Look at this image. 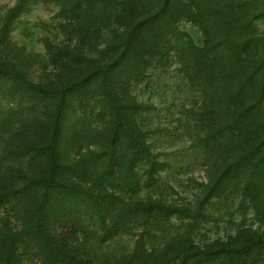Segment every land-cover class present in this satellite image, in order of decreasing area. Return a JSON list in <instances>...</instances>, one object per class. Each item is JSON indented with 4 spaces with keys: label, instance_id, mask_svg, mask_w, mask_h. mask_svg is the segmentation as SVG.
I'll list each match as a JSON object with an SVG mask.
<instances>
[{
    "label": "rangeland",
    "instance_id": "obj_1",
    "mask_svg": "<svg viewBox=\"0 0 264 264\" xmlns=\"http://www.w3.org/2000/svg\"><path fill=\"white\" fill-rule=\"evenodd\" d=\"M138 1L145 12L154 11L161 3ZM18 2L0 0V33L8 21L7 36L0 42V67L14 69L44 88H58L81 79L84 69L66 59L55 64L53 47L68 48L99 65L107 64L108 30L91 41L71 38L63 30L66 22L57 2L27 0L17 8ZM214 2L230 12L228 18L240 40L252 39L257 49L264 51V0ZM111 27L122 30L116 23ZM182 33L197 47L204 46V31L197 23L168 18L142 46L145 50L151 42L158 45L146 54L150 67L145 75L140 81L126 82L127 94L118 93L121 103L143 107L134 116L133 126L156 162L153 177L148 164L137 162L132 171L135 186L111 189L136 209L125 229L102 226L92 202L83 195L66 200L75 221L84 228L73 242L81 250L84 264L178 259L176 255L182 256L193 246L204 251L230 249L231 253L198 257L189 264H264V150L252 152L253 145H239L224 131L229 120L226 106L233 104L231 81L221 78V70L215 73L211 59L201 65L188 55L177 41ZM56 103V97L42 98L20 84L0 89V192L9 194L0 206V264L16 234L22 241L15 244L14 251L24 254L22 264H48L43 244L25 231L28 209L38 201L42 188L26 184L30 177L48 175L49 155L29 148L48 141ZM86 104L76 106L66 117L60 161L68 166L90 154H105L104 169L114 166L107 183L111 188L119 184L117 177L125 171L130 153L116 155L118 145L111 156V130L97 118L100 107L95 101ZM75 119L83 120L91 137L71 147L69 140L77 133ZM240 158H245L242 164L230 171L217 194L203 203L206 191ZM64 176L73 180L70 174ZM18 189L15 198L12 192ZM146 206L152 207L150 214L142 210ZM48 226L52 231V219Z\"/></svg>",
    "mask_w": 264,
    "mask_h": 264
},
{
    "label": "trees",
    "instance_id": "obj_2",
    "mask_svg": "<svg viewBox=\"0 0 264 264\" xmlns=\"http://www.w3.org/2000/svg\"><path fill=\"white\" fill-rule=\"evenodd\" d=\"M27 0H19L17 8ZM57 2L60 16L66 22L63 30L69 37L91 41L99 38L108 30L110 40L104 52L109 56L106 65H99L94 59L83 56L70 49L53 47L51 53L55 64L66 59L71 64L84 69L82 78L63 87L44 88L28 81L14 69L0 67V89L10 84L25 86L32 93L42 98L56 97L54 117L51 122L49 139L29 149L34 152H45L50 157V168L46 177H30L26 186H41L38 201L27 212L25 231L34 234L45 247L48 264H84L80 258V249L73 246L78 235L84 231L81 224L75 221L66 200L78 195L92 202L102 226L112 225L123 230L124 224L136 211L123 198L111 189L121 187L132 189L135 184L132 171L137 162L149 165L153 177L156 162L142 140L141 133L133 126L134 116L143 110L142 106L123 104L118 93L124 92L127 81H140L150 67L147 52L158 49L155 42L151 46H142L156 30L166 23L168 18L188 20L197 23L204 31L205 42L202 48L197 47L187 34L177 37L179 46L195 61L203 65L205 59H211L215 73L221 70V78L231 81V106H226L228 131L237 144L253 145L252 152L264 150V51L257 49L252 39L240 40L237 28L228 15L230 12L214 0H161L160 5L152 12H145L138 0H52ZM15 8V9H17ZM116 23L122 30H114ZM8 21L0 33V42L6 38ZM148 39V40H147ZM68 65V64H67ZM215 77V74L213 73ZM133 77V78H132ZM126 78V79H123ZM95 101L100 107L97 118L111 130V156L115 155L117 146L123 152L130 153L127 166L119 184L110 188L107 183L114 172L113 164L104 169L105 154L96 153L79 158L76 162L63 166L60 161V145L63 141V126L66 117L76 106H86ZM83 120L74 121L77 132L69 140L71 147L86 141L91 133H86ZM119 157V156H118ZM120 158V157H119ZM246 158V157H245ZM245 158L231 163L218 177L211 189L206 191L202 202L217 194L220 184L226 175L242 164ZM70 174L69 180L64 174ZM116 178V177H115ZM25 188V187H24ZM20 189L12 192L18 198ZM8 192H0V206L5 205ZM203 205V204H201ZM152 207L142 208L150 214ZM52 219V231L48 221ZM20 234L14 235L3 264H22L23 253L15 252V244L21 242ZM28 247V245H26ZM230 249L204 251L197 246L186 249L176 258H163L160 261L141 264H189L198 257H208L220 253H231ZM176 260L178 263H176ZM137 264V263H136Z\"/></svg>",
    "mask_w": 264,
    "mask_h": 264
}]
</instances>
